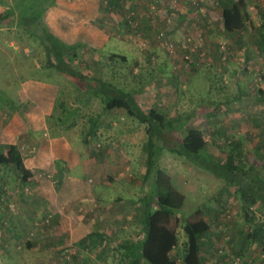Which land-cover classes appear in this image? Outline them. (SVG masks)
Listing matches in <instances>:
<instances>
[{
    "label": "rangeland",
    "instance_id": "374dc122",
    "mask_svg": "<svg viewBox=\"0 0 264 264\" xmlns=\"http://www.w3.org/2000/svg\"><path fill=\"white\" fill-rule=\"evenodd\" d=\"M139 1L123 0L127 3L122 2L120 10L113 11L121 17L118 23L115 17L114 25H97L98 19L90 11L91 20L85 29L92 35L97 31L112 35L113 43L99 54L90 41L91 35L82 36L85 42L79 43L72 66L91 79L110 80L135 91L146 113L156 110L183 122L188 120L187 127L178 124L173 128L178 139L205 143L213 155L221 158L230 145L239 142L245 158L263 168L264 54L260 55L262 60L257 59L259 64L262 61L258 66L252 56L245 58L252 42L224 35L216 23L217 0L189 1L192 7L199 2L196 8L201 10L180 22L182 0H162L159 7L152 3L150 9H139L143 5L134 8L133 3ZM37 2L39 9H44L43 23L49 27L46 16L55 0ZM16 7L17 0H0V11L14 8L18 16ZM172 9L178 17L167 24L164 16ZM198 13L204 15L201 20L207 18L214 23L210 31L202 25ZM146 14L152 17L155 30L145 32ZM53 19L55 32L67 30L59 14ZM158 29H167L169 38L179 44L190 37V61L183 59L179 51L168 55L159 41L150 40V34ZM46 44V40H38L20 27L0 25V90L8 93L19 109L0 106V146L6 140V122L14 113L22 128L33 127L30 119L41 127L28 139L22 140L21 134L14 139L27 164L39 146L43 150L48 146L49 139H66L69 144L63 156L46 155L45 166L30 164L32 176L26 182H21L14 165L0 164V264H126L121 245L142 237L141 199L151 195L158 181L168 191L163 203L176 207L181 218L176 227L178 242L170 252L175 264H184L186 236L182 226L196 208L203 209L211 226L201 239V264H264L259 242L250 241L241 250L247 227L264 228V204L248 205L245 216L246 204L234 195L233 187L168 151H163L145 177L147 155L142 145L147 136L146 124L128 117L124 106L108 107L54 69L45 68L49 60ZM111 53L116 56L110 57ZM38 83L47 89L33 88ZM24 84L28 89L22 90ZM49 88L56 94L52 111L43 115L38 107L51 98L41 97L38 92L45 94ZM241 89L243 94L236 99ZM225 101L217 116H207ZM185 128H190L188 134ZM90 189L97 191L95 201L88 194ZM91 233H100L103 238L89 236Z\"/></svg>",
    "mask_w": 264,
    "mask_h": 264
},
{
    "label": "trees",
    "instance_id": "16d2710c",
    "mask_svg": "<svg viewBox=\"0 0 264 264\" xmlns=\"http://www.w3.org/2000/svg\"><path fill=\"white\" fill-rule=\"evenodd\" d=\"M17 4L18 16H15L14 8H8L9 11L5 9L0 11V25L17 26L38 40H46L45 48L49 60L45 68L54 69L75 86L84 90L85 94L100 98L108 107L111 105L124 106L128 117L135 119L139 124H146L147 136L142 145V149L147 155L145 177L149 175L163 151H168L184 157L193 165L209 172L213 177L224 182L226 186L233 187L234 195L241 198L246 204L243 205L245 216L248 213V205L257 202L264 204V170H262L264 167L260 168L255 160L245 158L240 150L239 142L230 145L224 157L221 158L213 155L205 143H193L187 138L178 139L174 135L173 128L178 124H181V127H185V125L187 127L188 120L183 122L178 117H171L156 110L146 113L135 91L118 87L110 80L91 79L87 74L74 68L71 61L77 57V49L80 44L66 43L50 31L49 27L43 23L42 13L44 9H39L37 0H17ZM49 4L52 5V2L49 1ZM194 6H199V2ZM220 15L223 29L231 36L245 27L248 19L246 2L244 0H226L221 4ZM262 17L260 49L264 48V14ZM166 33L169 34L167 29ZM150 40H154V38H150ZM155 41L159 40L155 39ZM159 43L163 45L161 41ZM175 47V53L181 52L184 59V54L187 51H184L176 41ZM166 52L170 56L175 54H169L167 50ZM112 56L115 57L116 55L111 53L110 57ZM245 57L246 60H249L248 54ZM191 64L196 67L194 61H191ZM243 91H238L236 99L241 98ZM260 92L263 94V91ZM227 102L218 103L207 113V116H217L223 110L222 105H226ZM4 104L11 110H19L14 99L5 91L0 90V106ZM189 129L185 128L187 134ZM0 164L14 165L20 174L21 182H26L32 176V171L25 167L22 153L15 143H4L0 146ZM166 193H168L167 187L158 181L151 195L141 199V221L144 231L141 238L121 245L125 252L126 264L176 263L175 259L170 256V252L178 242L176 227L181 222V218L176 207L163 203ZM157 197L160 200L157 201ZM182 227L186 236L185 249L182 253L183 263L201 264V239L211 229L203 209H194L184 219ZM245 234L241 250L245 249L250 241H257L262 245L264 253V228L262 225L251 230L247 227ZM89 236L103 238L100 233H91Z\"/></svg>",
    "mask_w": 264,
    "mask_h": 264
},
{
    "label": "crops",
    "instance_id": "0c3cea01",
    "mask_svg": "<svg viewBox=\"0 0 264 264\" xmlns=\"http://www.w3.org/2000/svg\"><path fill=\"white\" fill-rule=\"evenodd\" d=\"M124 1H126V0H124ZM163 1L162 0L161 1L155 0V2H154V0H150V1L147 0V5H146L145 0H140L137 3L136 2L133 3V5H134V8H136V9H138L137 5H143L144 6V7H140L139 9H150L149 6H151L152 3H154L155 5H157L159 7V5L163 3ZM189 1L191 2V0H182V2H180L181 14L179 16L180 17V19L178 20L179 22L185 17L191 19V16L194 14L193 11L199 12V10H201V8L200 9L196 8L198 6H194V7H192L191 5L189 6L188 5ZM219 1L217 0V2H216L218 4V6H216V9H217L218 15H219V22L216 21V23L219 24V27H220L221 31L224 33V35L229 36L227 34V32L223 29L222 18L220 15L221 4L224 2L222 0H219ZM244 1L246 2V11L248 13V19L245 23V27L241 31L234 33L231 36H229V38L231 40L235 39V41L238 40L240 42L243 41L244 38H246L249 43L252 42L253 46L250 47L251 51L246 50L245 53H246V55L248 54L249 58L252 56L254 58L256 64L258 66H260V65H262V61L259 64L257 59L259 58L260 60H262L263 58L260 57V55L264 54V48L260 49V46H259V43L261 41V35L260 34L262 32L261 26L263 24L262 14H264V0H244ZM122 2H123V0H108V1L100 0L98 2L93 1L90 3L89 2L88 3L87 2L86 3L85 2H79V1L65 2L63 0L61 2L59 0H55L54 6H52V8H49V10H48V14L46 16V20H47L46 22L49 25V27H50L49 29L53 34H55V35L57 34L56 36H59V38L61 40H63L66 43H69V44H75V43L83 44L85 41H83V39H81V37L82 36L83 37L88 36L90 38L89 35H91V40H90L91 43L95 47H97V50L99 51L98 53L101 54V52L106 47L110 46V44L113 43V38L111 37L112 35L111 36L105 35V34H102L100 31L95 32V34H93L94 35L93 36L91 34L92 32H88L85 29V24L88 23L89 20H91V17L89 15L90 11L94 12L95 18L97 17L96 18V19H98V21L96 22L97 25H105L104 23H107L109 25H114V22H115L114 19H116L115 17H118L117 23L121 20V17L118 14V12L116 14V13H113V11H116V10L119 11L120 6H122L121 5ZM190 2H189V4H190ZM124 3H127V2H123V4ZM191 4H192V2H191ZM200 5H202V3ZM211 7H210V9L213 10V8H211ZM131 8H132V4H130L129 8H127V9L130 10ZM196 9H198V10H196ZM252 10H254V11H252ZM54 14H55V16H54ZM56 14H59L60 19L63 20L62 22H63L64 26L67 27L66 31L59 30V31L55 32L53 30V28L51 27V26H55L54 25L55 21H54V19L52 20V18L56 17ZM254 14H256L257 16H255ZM203 17H204V15H202L200 17V20ZM143 18H144V20H143L144 26H146V28H144V27L143 28L145 29V32L146 31L148 32L149 30H151L150 28H152V26H153L152 17H150L146 14V17H143ZM192 19H194V18H192ZM128 20H129V18H128ZM146 23H147V25H146ZM148 23H150V24H148ZM201 23L204 27H206L205 29L206 30L208 29L209 31L213 28V25H214V23L211 21V19H207V18L201 20ZM182 24H183V22H182ZM252 27H253V29H252ZM51 28H52V30H51ZM156 28H158V26ZM153 30H155V29H153ZM86 39H88V38H86ZM256 42H257V44H256ZM248 51L250 52V55H249ZM96 57H99L98 54H96ZM255 62H253V63H255ZM263 67H264V65H263ZM237 73H238V71H237ZM25 85L26 84L22 85V90L28 89ZM34 86H36V87H33L35 89H42V88H44V90L47 89L45 85H39V83L37 85H34ZM237 88H240L239 82H237ZM54 93L56 94V91L54 92V90L51 88H49L47 91H45V94L42 92H38V95H40L41 97L51 98V100L48 103L42 102V104H44L45 106L43 105V106L38 107L39 111L43 115L44 114H50V112L52 111L53 100H54V96H55ZM39 102H40V99H39ZM42 104H37V105L39 106ZM30 114L33 117L36 116V115H34V113H32V111ZM3 118H4V116H3ZM30 120L34 123L33 127L31 128L30 126H28V127L24 126L22 128L21 124L18 121L17 113L12 114V117L10 118V120H8L6 122V125L4 127V135L3 136L6 140L2 141V142L15 143V141H14L15 137H19L20 134H21L20 136H21L22 140L28 139V137L31 134H35L34 132L36 130L41 129L39 124L37 125V122H34V120H32V119H30ZM26 141H27L26 143H29L28 146H30L31 143L28 142V140H26ZM31 146L33 147V148L32 147L31 148L34 149V145H31ZM67 146H69V144H68V141L66 139H61V138L49 139L48 146L44 150L41 149L40 146L37 148L36 156L35 157L33 156L34 158L32 157L33 159L32 158L30 159V162H31L30 164H33L35 166H37V165L45 166V160H46L45 156L46 155L49 156L50 154H54L56 157L60 156V155L63 156L64 151H66ZM34 159H35V161H34ZM36 159H37V162H36ZM24 164H25V167L27 169L32 171V165H30L29 163L27 164L25 159H24ZM74 165H78V163H74ZM81 187L84 188L85 185H82ZM95 191H96V189H90L88 191V194L92 195V198L91 197H88V198H91L94 201L96 199V194H97V191L96 192ZM81 197H83V196H81ZM86 200H87V198H86Z\"/></svg>",
    "mask_w": 264,
    "mask_h": 264
},
{
    "label": "built area",
    "instance_id": "2783aa9c",
    "mask_svg": "<svg viewBox=\"0 0 264 264\" xmlns=\"http://www.w3.org/2000/svg\"><path fill=\"white\" fill-rule=\"evenodd\" d=\"M198 2H194V5H197ZM174 8V7H172ZM178 17V14H176L175 10H170L165 16H164V20L167 24H171L174 19ZM169 34L166 33V29H160L159 31H157L155 34L151 35V38H155L156 40H159L163 43L165 49L168 51L169 54H174L175 53V41H173L171 38H169ZM191 38L190 37H186V39L184 41H182L180 43L181 48L184 51H187L184 54V59H188L190 58V55H192V51H193V47H191ZM200 45V43H199ZM221 49L224 48V46H220ZM224 52V50H222L220 53ZM224 56V55H223Z\"/></svg>",
    "mask_w": 264,
    "mask_h": 264
}]
</instances>
